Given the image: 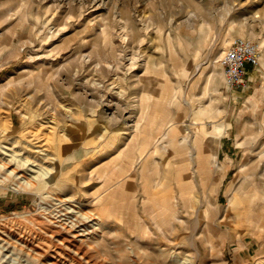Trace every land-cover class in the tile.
Returning <instances> with one entry per match:
<instances>
[{
	"label": "rangeland",
	"instance_id": "1",
	"mask_svg": "<svg viewBox=\"0 0 264 264\" xmlns=\"http://www.w3.org/2000/svg\"><path fill=\"white\" fill-rule=\"evenodd\" d=\"M237 36L260 59L230 89ZM2 161L0 264H264V0H0Z\"/></svg>",
	"mask_w": 264,
	"mask_h": 264
},
{
	"label": "bare ground",
	"instance_id": "2",
	"mask_svg": "<svg viewBox=\"0 0 264 264\" xmlns=\"http://www.w3.org/2000/svg\"><path fill=\"white\" fill-rule=\"evenodd\" d=\"M49 121L51 120L48 118L47 122ZM40 138H41L40 136H34L33 138L34 141L30 142V146L32 148V151H34L35 153L33 156L35 158L38 157L40 159H43L44 161L48 153L44 146V140ZM38 154L42 156H39ZM211 154H212L213 160L217 161V151H212ZM28 163H29V160L27 159L20 162V164H23V165H26ZM5 166H9L8 161L0 162L1 169L6 170ZM22 169H19L17 168L16 165H14L10 168L7 174L11 176L12 180L14 181V184H17L18 186H21V187L24 186V188L30 187L33 184V181L30 178L26 177V172L24 170L25 168L23 170ZM43 173L44 175H46L48 172L44 171ZM39 195L43 197L38 201V206L41 205L43 209L46 210L45 217L48 216L47 219L51 220V223H53L55 226H58L59 228L64 229L65 231H68L69 233H72V235L76 237L83 235L85 233H89V231H92V228L90 229V224H88V221L91 218H89L88 215L86 213H83V211H81L79 208L77 209L75 207H72L71 205L66 204L67 200L63 199L59 194H56L53 197L51 196L50 197L51 199H48L45 195H42V194H39ZM53 198L56 200L53 201ZM6 245H7L6 247H10L12 249L15 247V244L11 243L10 241H8Z\"/></svg>",
	"mask_w": 264,
	"mask_h": 264
},
{
	"label": "built area",
	"instance_id": "3",
	"mask_svg": "<svg viewBox=\"0 0 264 264\" xmlns=\"http://www.w3.org/2000/svg\"><path fill=\"white\" fill-rule=\"evenodd\" d=\"M259 59L260 49L256 42L245 37H234L218 57L226 87H244L249 68L258 65ZM54 200L56 199L53 198Z\"/></svg>",
	"mask_w": 264,
	"mask_h": 264
},
{
	"label": "crops",
	"instance_id": "4",
	"mask_svg": "<svg viewBox=\"0 0 264 264\" xmlns=\"http://www.w3.org/2000/svg\"><path fill=\"white\" fill-rule=\"evenodd\" d=\"M251 68H249V70H250ZM248 78V77H247ZM181 157L182 159H184L185 158V148L183 147L182 149H181V154L180 155H178V157ZM174 157V155L172 156V158ZM175 157H177V156H175ZM177 157V158H178ZM151 158L152 157H150V159H145L144 160V162H143V165H147V163L149 162V160L151 161ZM173 161V160H172ZM103 162H104V160H103ZM172 163V162H171ZM185 164V163H184Z\"/></svg>",
	"mask_w": 264,
	"mask_h": 264
}]
</instances>
